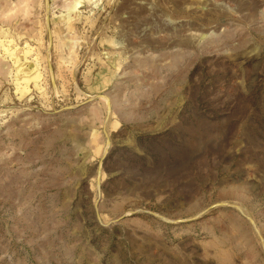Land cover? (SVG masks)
Masks as SVG:
<instances>
[{
    "label": "rangeland",
    "instance_id": "rangeland-1",
    "mask_svg": "<svg viewBox=\"0 0 264 264\" xmlns=\"http://www.w3.org/2000/svg\"><path fill=\"white\" fill-rule=\"evenodd\" d=\"M0 264H264V0H0Z\"/></svg>",
    "mask_w": 264,
    "mask_h": 264
},
{
    "label": "water",
    "instance_id": "water-1",
    "mask_svg": "<svg viewBox=\"0 0 264 264\" xmlns=\"http://www.w3.org/2000/svg\"><path fill=\"white\" fill-rule=\"evenodd\" d=\"M102 160H103L102 158L99 160V162H98L99 166L101 165Z\"/></svg>",
    "mask_w": 264,
    "mask_h": 264
},
{
    "label": "bare ground",
    "instance_id": "bare-ground-1",
    "mask_svg": "<svg viewBox=\"0 0 264 264\" xmlns=\"http://www.w3.org/2000/svg\"><path fill=\"white\" fill-rule=\"evenodd\" d=\"M75 3H76V2H75ZM75 5H76V4H74V6H73V7H75Z\"/></svg>",
    "mask_w": 264,
    "mask_h": 264
}]
</instances>
